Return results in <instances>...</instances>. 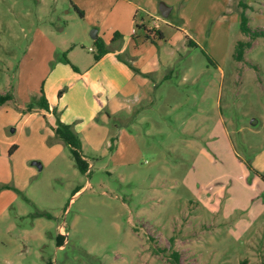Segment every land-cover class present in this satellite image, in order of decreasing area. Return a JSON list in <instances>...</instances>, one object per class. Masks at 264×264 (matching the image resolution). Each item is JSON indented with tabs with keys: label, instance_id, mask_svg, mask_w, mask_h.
<instances>
[{
	"label": "rangeland",
	"instance_id": "rangeland-1",
	"mask_svg": "<svg viewBox=\"0 0 264 264\" xmlns=\"http://www.w3.org/2000/svg\"><path fill=\"white\" fill-rule=\"evenodd\" d=\"M8 93L0 264H264V0H0Z\"/></svg>",
	"mask_w": 264,
	"mask_h": 264
},
{
	"label": "trees",
	"instance_id": "trees-1",
	"mask_svg": "<svg viewBox=\"0 0 264 264\" xmlns=\"http://www.w3.org/2000/svg\"><path fill=\"white\" fill-rule=\"evenodd\" d=\"M144 28H145V32H146V38L151 40L152 43L156 44L158 42V40L164 39L162 33L159 30L150 29V28H147L146 26H144ZM243 30L246 33L249 32V29L246 26H244ZM119 37H120V34L115 33V37L113 39V42L116 41ZM94 43H95V46L97 48V51L94 54V58L96 61L101 60L104 56H106L107 54L110 53V49L107 47L105 41L102 38H100V37L97 38L94 41ZM189 44L191 46L198 47L197 43H195L190 38H189ZM250 45L251 44L245 43L242 41L239 42V44L236 48L237 59H239V60L243 59L244 47L249 48ZM67 62L69 63L68 60H67ZM70 65H72V64H70ZM72 68L75 71H77V68L75 66L72 65ZM61 95H62V93H61ZM11 99H13V96L9 93L8 94H0V105L5 104L6 102L10 101ZM39 104L43 109L50 110L49 103H48L45 95H43L41 97ZM58 125L59 126L57 128H55L57 137L59 139L63 140L71 148V151L77 160V163H78L80 170L82 172H86L87 166H86V161L84 160V158L81 155L80 150L82 148V145H81V139H80L79 135L74 131V129L71 125L64 124L60 121H59Z\"/></svg>",
	"mask_w": 264,
	"mask_h": 264
},
{
	"label": "crops",
	"instance_id": "crops-1",
	"mask_svg": "<svg viewBox=\"0 0 264 264\" xmlns=\"http://www.w3.org/2000/svg\"><path fill=\"white\" fill-rule=\"evenodd\" d=\"M154 14H156V12H155ZM154 14H151V16L153 17ZM153 19H155V17H153ZM133 33H135V32H133ZM133 36H134V34H133ZM99 37H100V36L98 35V38H99ZM100 38H101V37H100ZM118 39H119V38H118ZM118 39H117V40H118ZM104 41H105V40H104ZM112 42H113V41H112ZM146 42L153 44L152 41L149 40V39H147V38H146ZM105 43H106L107 47L110 49V53L107 54L106 56H104L101 60L97 61V62L100 64V66L105 65V63H106L108 60L113 59L114 56H116V52H111V51H114V50L117 51V50H118V49H116V48H114V47L109 46V43H108L107 41H105ZM134 43H135V48H136L135 51H138V50L140 49V47L138 46V44H137L136 41H134ZM110 44H111V43H110ZM123 50H124V49H122V50H118V52H119V53H122ZM111 65H112L115 69H117V70H119L121 66L124 67V64L121 63V62L111 63ZM144 73H145V74H148V76L151 75V74H149V71H146V70H144ZM143 80H144V79H143ZM144 81H146V80H144ZM48 103H49V105H50V109H51L52 106H51V104H50V100H48ZM49 111H50V110H49Z\"/></svg>",
	"mask_w": 264,
	"mask_h": 264
},
{
	"label": "water",
	"instance_id": "water-1",
	"mask_svg": "<svg viewBox=\"0 0 264 264\" xmlns=\"http://www.w3.org/2000/svg\"><path fill=\"white\" fill-rule=\"evenodd\" d=\"M160 12H161V15L164 17V18H169L171 12H172V9L167 6L165 3H162L161 6H160ZM92 37L94 40H96L98 38V33L97 31H94L92 33ZM34 165L38 166L40 169H42V166L41 164H39L38 162H34Z\"/></svg>",
	"mask_w": 264,
	"mask_h": 264
},
{
	"label": "built area",
	"instance_id": "built-area-1",
	"mask_svg": "<svg viewBox=\"0 0 264 264\" xmlns=\"http://www.w3.org/2000/svg\"><path fill=\"white\" fill-rule=\"evenodd\" d=\"M153 27H154V28L158 27L156 21L153 22ZM154 28H153V29H154Z\"/></svg>",
	"mask_w": 264,
	"mask_h": 264
}]
</instances>
